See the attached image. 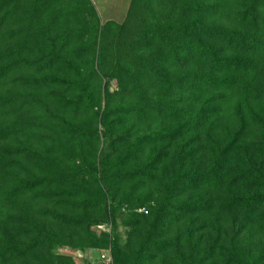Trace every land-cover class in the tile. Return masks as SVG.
<instances>
[{"label":"trees","instance_id":"obj_1","mask_svg":"<svg viewBox=\"0 0 264 264\" xmlns=\"http://www.w3.org/2000/svg\"><path fill=\"white\" fill-rule=\"evenodd\" d=\"M63 1L0 0V141L9 143L0 149V264H15L16 253L22 264H28L48 243L86 247L108 243L107 234H94L89 228L93 223L85 225L80 216L53 213L68 235L36 223L31 204L46 199L44 189L52 186L70 189L75 197L93 189L100 203L83 206L98 207L106 221L112 220L113 202L114 211L126 212L119 215L128 218L129 228L144 236L143 247L152 240L150 247L163 254L164 264H250V255L237 248L244 223L229 240L220 215L223 209H237L244 217L264 219V192L259 190L264 189V176L236 172L227 177L220 162L250 125L264 129V0H160L163 13L149 23L132 20L134 33L113 21L102 25L91 0H68L84 10L75 17L78 23L62 27ZM113 79L116 93L108 87ZM102 80L105 108L99 113L93 111V102ZM20 88L27 89L28 96ZM116 97L133 104L118 111L112 105ZM19 101L18 112L26 116L22 122L15 120L12 110ZM69 110L90 111L101 132L71 124L64 116ZM127 117H148L160 124L144 135L132 129L124 138L113 131ZM39 124L50 125V136L37 131ZM23 127H31L35 142L41 133L39 145L42 137L50 141L43 151L27 148L24 156L34 161L33 175L20 160L5 159L25 150L19 151L20 145L31 134L20 132ZM222 128L227 136L223 149L216 150L212 168L195 166L197 155L208 156L211 133ZM18 134L21 141L14 148L10 141ZM220 138H213V143ZM91 140L97 144L88 155L92 164L86 161L82 144L78 151L80 143ZM158 145H177L175 160L163 147L157 150ZM173 161L169 168L167 163ZM15 165L20 168L15 170ZM163 168L169 184L159 209L149 206V217L137 216L136 210L150 205L154 195L141 194V189ZM226 184L234 190H228V198L216 207L217 193ZM122 190L124 198L117 202L115 195ZM170 196L181 200L172 204ZM17 201L21 206L16 207ZM48 215L36 216L39 220ZM17 221L23 223L24 235L32 237L20 249L10 236ZM185 242L189 248L183 247ZM156 257L144 260L157 264ZM131 262L141 264L142 259Z\"/></svg>","mask_w":264,"mask_h":264},{"label":"rangeland","instance_id":"obj_2","mask_svg":"<svg viewBox=\"0 0 264 264\" xmlns=\"http://www.w3.org/2000/svg\"><path fill=\"white\" fill-rule=\"evenodd\" d=\"M92 1V0H91ZM118 1V2H117ZM134 6L128 11L127 5L128 0H108V2L105 4V9L108 13H110L112 10H119V13H124L122 18L115 22L119 26H125L127 30L133 31V33L137 30V27L134 26L133 21L135 18H138L142 22L145 23L146 21L149 23V21L155 20L158 16H160L164 8L161 5L160 0H134ZM93 3V2H92ZM60 5L63 7V12L60 20V25L64 27V24L70 23H78V21H75L76 16H81L83 13L82 8L78 9L75 4H72L68 0H64L60 3ZM69 7V9H68ZM96 8V6H95ZM127 9V10H126ZM97 10V8H96ZM74 11V12H72ZM98 12V10H97ZM107 13V14H108ZM99 14V12H98ZM105 14V15H107ZM105 15H102L100 17L102 25L106 24L104 17ZM72 16V18H69ZM70 77H63L62 79H69ZM101 84V92L98 96V91L95 97V100L93 102L94 109L93 111L102 113L105 108V101H104V95H103V87L105 85V80H102ZM109 91L116 93L118 91L116 80H110L109 84ZM17 91V90H16ZM21 92H24L28 96L29 91L27 89H21ZM18 91V92H20ZM16 92V93H18ZM74 94H78L74 93ZM133 101L127 100V99H120L115 98L112 100V105L115 109L118 110L124 109V108H130ZM13 112H16L15 120L17 122H22V120L26 117L22 112H18L19 109L22 108V102L19 101V104L13 103ZM59 110V108L55 109ZM119 111V110H118ZM14 112V114H15ZM62 115V113L60 114ZM64 116L71 122L73 125H79L84 124L86 127L89 128H96L98 132H101L102 128L99 126L98 121H94L92 119L93 115L90 113V111H82L79 113H75L72 110H69L68 113L64 114ZM117 118V117H115ZM261 118L264 119V112L261 114ZM120 120V119H119ZM123 122L122 125H119L118 128H116L115 133L123 134L124 138H128L129 132L133 131L137 132L139 135L148 134V132H153L158 126L159 122H157L154 119L142 117H127L125 120L121 121ZM91 124V125H90ZM50 125L47 124H39L37 127V131H40L43 134L49 133L47 131V128H49ZM70 130V132L75 131L74 126H67L66 130ZM262 126L260 124H256L254 126H249L245 133L242 135L241 139L234 144L231 149L226 153L224 156V159L221 160L220 166H222V174L226 175L227 177H231L232 174H235L236 172H245L250 174V176H264V138H262ZM31 132V127H23L21 128L20 132ZM37 133V141H34L33 135L27 136L25 138V142L20 145L19 151L23 148H25V152L23 151L22 154L19 156L12 155L6 156V160H10V162L14 160H20L21 165H26V168L29 170V174L33 175L35 174V170L32 167V164L34 163L33 160L26 158L24 155H26L27 148L31 147H37L40 148L42 151L45 150L49 144V142H44V140L49 139L47 137H42V141L40 145L38 144V140L40 139V134ZM71 135V133H69ZM212 142L209 143V146L206 147L208 156L204 158V155H197V160L195 162V166H199L201 169H211L212 166L215 163L216 160V150H222L224 145V139L226 135L225 129H220L216 132H212ZM218 136L222 137L220 138V142L215 145L213 143V138H217ZM17 139L13 138V141H10L12 146L14 148L19 147V143L21 141L20 134L17 135ZM20 138V139H19ZM23 139V138H22ZM8 141L2 140L0 141V149H6ZM78 142H76L73 146H76ZM82 144L84 156L86 157V161L92 164V160L88 155L92 153V150L94 147H96V142L94 140L88 141V142H82L78 145V151H80V145ZM222 145V146H221ZM167 146V145H166ZM163 145H158L157 150H159L161 147L163 152H170L171 158H175V154L177 152V145H172L170 147L165 148ZM221 146V147H219ZM152 149H147L145 152V161L147 160L148 156L151 154ZM202 154H204L202 152ZM175 160V159H174ZM198 160H201V162L198 163ZM68 166L70 165V161H65ZM168 167L175 165V161L167 163ZM16 166V165H15ZM17 167V166H16ZM15 167V170L19 169L20 167ZM23 168V167H21ZM49 168L46 166V170ZM1 174V171H0ZM170 176L172 177V174L170 173ZM16 179V178H15ZM169 184V178L165 176L164 168L160 172V174L153 180L149 181L147 180L144 184L143 188L141 189V194L149 193V191L153 192V198L150 203V205H147L143 208H140L136 210V214L139 217L142 216H150L152 210L149 209V206L151 208H158L159 209V202L161 199L164 198V194L167 191L166 185ZM77 185H74L73 188H76ZM236 190L238 187L235 188ZM257 189V188H256ZM255 189V190H256ZM45 192H48L47 198L39 203L31 204L30 210L32 211V214H34V218L36 219V223H38L40 226H44L46 231H52V232H59L64 235H68L67 228L60 223L58 220H54L53 213H57L59 215H66L71 218L76 219L77 217L84 218L85 225H89L93 223L89 228L94 234L98 233H105L109 236L108 243L103 247H86V246H80L79 244L75 243H66V244H50L46 247L42 248L38 251V253L33 255L30 259H28V264H99L98 262V256L99 254L109 249L110 253L113 257V259H117L124 264H132L131 260H135L136 257L138 258V262L141 264H148V260L144 257H156V263L157 264H164V261L162 259L163 254L158 255L157 252L152 251V240L149 241L144 247L142 246V242L144 239V236H140L139 234L133 232L131 228L128 226V218L122 217L120 212H125L123 209L120 211H114L115 204L111 202V208L110 212L112 213V220H105L103 216L102 210L98 209V207H87L85 208L83 205L85 202L91 203L92 206L95 204H99L100 200L97 197V192H95L93 189H89V191H84L83 196L81 197H75L71 195L70 189H66L65 191H62L60 189H56L53 186L52 187H46ZM51 190L54 192L50 194ZM228 190H234L231 189L227 184L222 187L218 193L217 198H219L216 202L218 207V203H222L226 198H228L227 191ZM246 190V189H245ZM253 190V189H252ZM260 191L264 192V189H259ZM125 192L119 191L117 195H115L116 201L119 202V200L123 199V194ZM197 195V194H195ZM195 195H191L194 196ZM117 196V197H116ZM110 198H112L110 196ZM113 199V198H112ZM178 200H181L180 197H171L170 201L172 204H175ZM183 201V200H182ZM21 201L16 202V207L21 206ZM89 208V209H88ZM94 208V209H93ZM146 210L149 212L148 215L146 213ZM37 212H42L49 214V219H39L37 218ZM126 213V212H125ZM221 219L224 221L226 227L225 231L228 234V238H232L236 233H238L240 227V224L244 223V233L242 232L239 242L237 243V248L242 250L245 254H249L250 257L248 259V262L250 264H264V219H258L256 216L251 217H244L240 210L237 209H230V210H222L221 213ZM96 224V225H94ZM188 224V221H187ZM28 227V226H27ZM25 227H23V223L17 221L15 224L14 230L12 231V234L10 235L12 238L14 246H17L19 249L20 246L29 244L31 242V235H24L23 231ZM173 234V233H172ZM95 235V236H96ZM172 237V235L165 236L160 241H163L167 238ZM49 242V241H48ZM141 246V247H140ZM183 247H188L185 244H183ZM154 248V247H153ZM237 249V251H238ZM235 251V250H233ZM16 259H14L15 264H22V260H20L17 256L18 253H16ZM130 261V262H129Z\"/></svg>","mask_w":264,"mask_h":264},{"label":"crops","instance_id":"obj_3","mask_svg":"<svg viewBox=\"0 0 264 264\" xmlns=\"http://www.w3.org/2000/svg\"><path fill=\"white\" fill-rule=\"evenodd\" d=\"M131 0H128V5L127 8L130 4ZM94 6H96L98 12H99V17H101L102 15L107 14L108 12L105 9V4L108 2V0H92ZM118 2V1H117ZM127 10V9H126ZM124 15V13H119V10H112L110 13H108L107 15H105L104 20L107 21H119L122 16Z\"/></svg>","mask_w":264,"mask_h":264},{"label":"built area","instance_id":"obj_4","mask_svg":"<svg viewBox=\"0 0 264 264\" xmlns=\"http://www.w3.org/2000/svg\"><path fill=\"white\" fill-rule=\"evenodd\" d=\"M98 262L99 264H116L109 249L104 250L99 254Z\"/></svg>","mask_w":264,"mask_h":264}]
</instances>
